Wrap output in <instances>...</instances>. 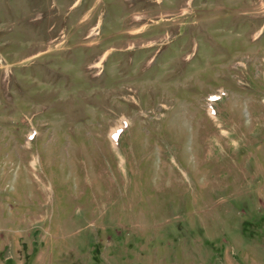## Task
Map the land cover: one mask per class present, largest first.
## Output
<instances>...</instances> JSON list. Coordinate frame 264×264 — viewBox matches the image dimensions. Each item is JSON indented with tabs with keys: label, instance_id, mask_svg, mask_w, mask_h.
Instances as JSON below:
<instances>
[{
	"label": "rangeland",
	"instance_id": "1",
	"mask_svg": "<svg viewBox=\"0 0 264 264\" xmlns=\"http://www.w3.org/2000/svg\"><path fill=\"white\" fill-rule=\"evenodd\" d=\"M0 264H264V0H0Z\"/></svg>",
	"mask_w": 264,
	"mask_h": 264
}]
</instances>
